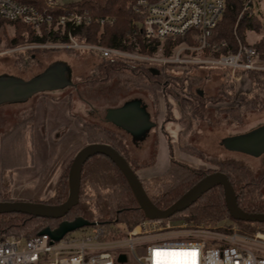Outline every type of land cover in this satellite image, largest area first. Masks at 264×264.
I'll return each instance as SVG.
<instances>
[{
    "label": "trees",
    "instance_id": "16d2710c",
    "mask_svg": "<svg viewBox=\"0 0 264 264\" xmlns=\"http://www.w3.org/2000/svg\"><path fill=\"white\" fill-rule=\"evenodd\" d=\"M15 1L31 4L37 10L49 14L51 17L50 37L56 41H67V34L70 32L72 37L79 42L119 48L126 52L134 51L137 46L136 51L138 53L148 56L154 55L160 46H162V53L165 56H170L172 49L180 42H185L187 46L197 45V41L194 39V36L199 33L197 29H192L186 35L175 39H166L162 42L156 40L145 42L141 32L143 13H137L133 10L132 4L135 0H78L57 6H47L45 0ZM244 5L245 0L224 1L222 15L207 36L208 46L203 50V56H219L228 50H235L237 38L244 42L246 30L260 31L263 28L262 23L252 13L253 4L247 9H243ZM84 10L88 11L92 18L88 25H67L64 28L57 26L58 16L62 13L66 11L83 12ZM98 19H104V23L101 25L97 21ZM7 25H12L15 28V34L8 38L5 31ZM45 26L46 24H43L40 27L41 35H38L32 25L26 24L20 19L8 21L0 18V45L3 39H7L8 48H16L35 41H44L48 36L44 32ZM222 42H226L227 45L222 46ZM251 46L259 50L263 56L264 35L258 43ZM31 51L32 49L19 51L15 54L18 55V59H22L25 53ZM72 51L93 56L98 60L97 70L94 72V76L89 79L93 84L117 77L123 81V86L127 89H144L151 93L162 92L166 98L171 96L178 99L182 107L179 120L189 118V115L203 117L208 111L206 105L209 102H224L233 98H236L242 104L246 103L248 108L264 109V70L240 71L249 78L252 91L255 92L253 98L246 100L240 94H237V96L234 94L233 84L221 85L215 94L205 95L203 91L198 89L200 83L204 80V77L200 76L204 69L199 64H192L188 69L175 70L173 69L174 63L157 65L149 61L115 56L104 58L92 51ZM45 52V50L41 51V53ZM28 55L31 58L30 60H33V54ZM54 63L56 61L51 62L43 71L32 75L30 79L43 73ZM217 70L225 75L230 72L226 68H218ZM1 75L20 78V76L10 73H1ZM235 110L237 109L235 108ZM32 121L33 117H26L16 122L11 130H8L0 138V148L2 152L4 149L6 150L3 153L6 159L4 169H13L28 164L26 135L32 127ZM82 130L86 135L88 144H108L126 158L135 172L142 167L137 160L128 154L122 138L112 130L88 122L82 124ZM247 132L231 136H238ZM180 133L184 134L185 130H181ZM166 139L170 144L169 136ZM182 148L191 155L205 160L200 152L183 146ZM170 156L167 168L163 172L149 178L140 176L146 194L158 208L165 209L169 207L207 174L213 171H221L228 176L237 196L238 205L244 211L264 213V197H256V194L264 185V164L258 171H254L241 159L219 158L212 160L216 168L203 170L179 162L172 157L171 151ZM210 160L207 158V161ZM69 168L70 165L60 175L54 195L44 203L59 205L67 200L69 195ZM78 218L86 221L88 225L98 221L100 223H120L124 228L132 229L137 223L148 217L141 209L127 178L119 167L107 156L95 154L83 164L79 201L64 217H34L24 213L0 214V238L10 235L30 238L45 229L54 230L64 221L72 222ZM224 219L233 220L239 226L240 231L246 234H252L264 227V223L261 222L233 219L229 214L223 188L220 185L214 186L203 193L184 211L176 213L170 218L161 219V221L183 220L218 223Z\"/></svg>",
    "mask_w": 264,
    "mask_h": 264
},
{
    "label": "rangeland",
    "instance_id": "374dc122",
    "mask_svg": "<svg viewBox=\"0 0 264 264\" xmlns=\"http://www.w3.org/2000/svg\"><path fill=\"white\" fill-rule=\"evenodd\" d=\"M75 1L78 0H62V3ZM252 13L262 23L263 28L260 31H245L243 43L250 45L258 43L264 35V0H254ZM44 29V32L48 34L46 40L30 42L16 47V50L8 48L7 39L1 41L0 74H15L20 76V79L27 81L32 75L43 71L53 61L66 67L69 65V68L65 71L67 83L56 87V89L38 92L23 99L20 96L25 95L26 91H19L13 97L10 96L12 93H8V91L0 94V99H7L0 106V138L8 130H11L16 122L26 117H33L32 127L26 135L27 165L4 169L6 159L3 153L6 150L4 149L2 152L0 148V201L45 202L51 198L62 172L70 165L75 154L89 143L82 130V124L85 122L110 129L122 137L129 155L138 159L144 168H147L143 170L141 167L136 173L140 174L142 178L153 177V174L146 175V172L151 173L156 162L162 165L165 161L164 157H167L166 144L164 143L166 139L160 127L163 124L161 110L163 112L165 110L161 93L155 94L137 88L127 89L123 86V81L117 77L108 81L91 83L89 79L94 76V72L97 70L98 60L93 56L74 53L72 51L74 49L61 46L64 42L52 40L47 28ZM5 31L7 38L15 34V28L12 25H7ZM40 31L41 29L35 30L38 35H41ZM178 45L182 46L186 43L180 42ZM31 49L32 51L25 53L22 59H18V55L15 54ZM42 50L46 52L41 53ZM257 51L260 62L264 66V55L262 56L259 50ZM30 53L33 54V60H30L28 55ZM171 54L173 55L172 51ZM154 56L155 58L168 57L159 50ZM192 56L203 57L199 53H193ZM152 63L166 64L161 61ZM189 66L188 64L175 63L173 69L183 70L188 69ZM203 69L200 76H203L204 80L198 89L205 95L215 94L221 85L229 84L234 85L233 91L236 96L240 94L247 100L255 95V92L252 91L251 81L243 72L235 74L229 72L225 75L217 70L218 68L203 67ZM5 95L6 97H3ZM169 101L173 107L172 113L178 119L180 113L176 106L178 102L171 98ZM239 104L236 115L234 112L218 111L228 105L237 106L238 103L234 99H227L224 104L210 105L209 118L203 120L200 126L196 120L192 119L191 127L187 128V133L184 134L179 131L190 125L189 119L166 123L165 128L170 143L177 150H179V145L188 142L204 156L208 164L195 156L176 151V149L175 156L183 158L184 162L191 163L189 166L197 169H214L216 166L215 164L211 165L212 160L235 158L241 159L249 168L258 171L264 164V154L260 156L249 154L244 150L246 146L237 140H229L228 145L223 144L224 140L232 137L231 135L247 132L264 124V109L256 110L248 108L246 103ZM214 107L218 112H214L212 109ZM226 109L224 108V110ZM142 112H145L144 115ZM111 115L119 120H124L133 128L121 127L118 122L110 118ZM206 158L212 160L207 161ZM192 160L196 162L192 163ZM7 162L10 163L9 160ZM256 197H264V185ZM180 221L182 220H171V224L176 225ZM192 223L213 226L234 224L235 222L231 219H224L218 223L204 221ZM78 231L79 228L71 232ZM121 253L128 257L126 264H137L129 250H122ZM138 253H140V249H138Z\"/></svg>",
    "mask_w": 264,
    "mask_h": 264
},
{
    "label": "built area",
    "instance_id": "2783aa9c",
    "mask_svg": "<svg viewBox=\"0 0 264 264\" xmlns=\"http://www.w3.org/2000/svg\"><path fill=\"white\" fill-rule=\"evenodd\" d=\"M225 0H137L133 10L143 13L142 37L145 42L175 39L197 29L194 36L196 46H175L173 55L162 58L142 55L135 50L126 52L119 48L100 44L79 42L68 32V40L61 46L92 51L100 57H121L149 62L199 64L208 68H226L232 74L244 70H264L258 51L250 44L237 38L235 50H228L219 56L194 57L202 55L208 46L207 36L220 19ZM254 0H245L247 9ZM47 6L61 5L62 0H45ZM0 18L22 20L39 30L46 24L51 30V17L45 11L37 10L28 3L15 0H0ZM92 18L88 11H66L58 16L57 26L88 25ZM101 25L104 19L97 20ZM137 45V43H136ZM222 42V46H226ZM37 46V45H33ZM16 50V48L14 49ZM162 51V46L158 48ZM129 250L137 264H171L173 257L156 256L155 253L180 252L188 255L181 257L183 264H264V227L252 234L241 232L236 223L213 226L180 221L146 218L132 229L120 223H100L79 228L76 233L67 232L58 241L51 240L48 234H38L25 238L10 235L0 238V264H126ZM140 249V253H138ZM120 252V253H119ZM195 254L194 256L191 254ZM125 259L119 261L118 257Z\"/></svg>",
    "mask_w": 264,
    "mask_h": 264
},
{
    "label": "water",
    "instance_id": "95a60500",
    "mask_svg": "<svg viewBox=\"0 0 264 264\" xmlns=\"http://www.w3.org/2000/svg\"><path fill=\"white\" fill-rule=\"evenodd\" d=\"M68 67L54 63L43 73L29 79L22 80L20 78L1 75L0 76V94L8 91L10 95H16L19 91H26V94L20 98L31 97L38 92L56 89L62 84H66L65 77H62L59 71H67ZM53 83V84H49ZM3 97H6L3 96ZM7 99H0L2 104ZM114 111V110H113ZM112 112L110 111V114ZM114 116V115H111ZM118 124L119 120L117 119ZM229 140H237L243 143L246 148L244 149L249 154L260 156L264 154V125L249 131L247 133L232 136L223 141V144L228 145ZM95 154H103L110 158L123 172L127 178L130 187L141 207L144 214L152 219H166L170 218L176 213L184 211L192 203H194L203 193L208 191L214 186L220 185L223 188L225 201L229 210L230 216L235 220L242 221H255L264 223V213H251L244 211L237 202V196L228 176L221 171H213L199 180L192 186L185 194H183L177 201L165 209L158 208L146 194L140 177L130 167L127 160L112 146L104 143H90L83 146L73 157L68 172L69 181V195L67 200L59 205H51L44 202H33L25 200H4L0 201V214L4 213H24L34 217L45 218H61L64 217L69 210L75 206L79 201V189L81 183L82 167L84 162ZM88 223L82 219H75L72 222H62L54 229H45L39 234H48L53 241H58L67 232L76 230ZM125 259L124 255L118 257L119 261Z\"/></svg>",
    "mask_w": 264,
    "mask_h": 264
},
{
    "label": "flooded vegetation",
    "instance_id": "af4514ba",
    "mask_svg": "<svg viewBox=\"0 0 264 264\" xmlns=\"http://www.w3.org/2000/svg\"><path fill=\"white\" fill-rule=\"evenodd\" d=\"M59 73H61V75H62V77H65V74H66V72L65 71H59ZM161 93V96H162V98H163V101H164V104H165V110H164V112L161 110V114H162V116H163V120H162V122H163V124H161V130H163V132H164V135H165V139H166V137L168 136V132H167V130H166V128H165V126H166V123H168V122H171V121H174V120H177V121H184V120H186V119H189L190 121V125H188L187 127H184L183 129L185 130V133H187V131H186V129L187 128H189V127H191V120L192 119H194V120H196V122L199 124L198 126H200V124H201V122H203V120H207L208 118H209V113H210V105L211 106H216V105H218L219 103H222V104H224L226 101H220V102H217V103H211V102H209L207 105H206V107L208 108V111H207V113H206V115H204L203 117H193V116H191V115H189V118L188 117H186L184 120H179V117L181 116V113H182V110H181V105H180V103H179V100L178 99H175V98H173V97H171V96H169V97H165L164 96V94L162 93V92H160ZM156 94V93H155ZM158 94V93H157ZM212 95V94H211ZM236 97V96H235ZM169 98H171V99H174V101H177L178 102V104L176 105L177 106V109L179 110V117H178V119H176L175 117H174V114L172 113V110H173V107H172V105L169 103L170 101H169ZM234 99V101H236L237 103H238V105L237 106H225V107H222V108H220V109H218V111L219 112H225V111H229V112H234L235 113V115H236V113H238L237 112V110L239 109V106H240V102L236 99V98H233ZM224 108L226 109V110H224ZM235 108L237 109V110H235ZM213 110H214V112L216 113V112H218L217 111V109H216V107H214V108H212ZM212 110V111H213ZM144 113L145 112H142V115H144ZM170 114H171V116H170ZM110 118L113 120V121H117V119L118 118H116V117H113V116H110ZM119 120V119H118ZM122 120V119H121ZM119 120V125H121V127H123V128H125V129H130V127L131 128H133L132 126H130V125H128V124H126L127 122H124V120ZM212 121V120H211ZM210 121V123H212ZM262 125H264V124H262ZM261 125V126H262ZM183 129H181V130H183ZM180 130V131H181ZM179 131V132H180ZM161 134V133H160ZM235 135H237V134H235ZM122 138V137H121ZM165 139H164V141H165ZM122 140H123V138H122ZM124 141V140H123ZM125 143V142H124ZM165 144H166V150H167V156H168V162H169V159H170V151H171V154H172V157L174 158V159H176V160H178L179 162H182V163H185V164H188V163H186V162H184L183 161V158H178L177 156H175V149H176V151H180V152H182V153H184V154H188V155H190V156H194V155H191L190 153H188L187 151H185L183 148H182V146L183 147H187V148H189V149H193V150H196L195 148H193L192 146H190V144H188V142H187V144H181V145H179L178 146V149L179 150H177V148H175V146L173 145V144H169L168 142H167V139H166V141H165ZM125 145H126V143H125ZM126 148H127V146H126ZM198 152V151H197ZM178 153V152H177ZM129 154V153H128ZM201 154V153H200ZM202 155V154H201ZM131 156V155H130ZM124 157V156H123ZM132 157V156H131ZM196 158H198L197 156H195ZM125 158V157H124ZM132 158H134V157H132ZM126 159V158H125ZM135 160H137L138 161V159H136V158H134ZM200 159V158H199ZM207 159V158H206ZM209 159H211V158H209ZM201 160H203V159H201ZM212 160V159H211ZM204 162H206L205 160H203ZM139 162V161H138ZM140 163V162H139ZM207 164H208V162H206ZM141 164V163H140ZM214 165V163L212 162L211 163V165ZM142 165V168L141 169H144V166H143V164H141ZM168 165V164H167ZM189 165V164H188ZM153 166H154V163H153ZM216 166V165H215ZM146 168V167H145ZM215 168V167H214ZM147 169V168H146ZM140 170V169H139ZM259 170V169H258ZM138 171V170H137ZM139 176V175H138ZM155 176V175H154ZM140 177V176H139Z\"/></svg>",
    "mask_w": 264,
    "mask_h": 264
},
{
    "label": "crops",
    "instance_id": "0c3cea01",
    "mask_svg": "<svg viewBox=\"0 0 264 264\" xmlns=\"http://www.w3.org/2000/svg\"><path fill=\"white\" fill-rule=\"evenodd\" d=\"M165 143V142H164ZM164 163L162 164V165H160V163L158 164L157 162H156V165L152 168V172L150 173L149 171H147L146 172V175L147 174H153L152 176H154V175H157V174H159V173H161V172H163L166 168H167V164H168V156L167 157H164ZM184 161V160H183ZM192 163L193 162H196V161H194V160H192L191 161ZM188 164H191V163H188ZM198 164V163H197ZM145 170H146V168H144ZM143 169V170H144ZM143 170H142V172H143ZM140 172V171H139ZM139 176H141L140 174H139Z\"/></svg>",
    "mask_w": 264,
    "mask_h": 264
},
{
    "label": "snow or ice",
    "instance_id": "6c2138e0",
    "mask_svg": "<svg viewBox=\"0 0 264 264\" xmlns=\"http://www.w3.org/2000/svg\"><path fill=\"white\" fill-rule=\"evenodd\" d=\"M156 256L160 255H167L169 257H173L174 259L171 261V264H183V262L180 260L181 257H184L188 255L187 253H180V252H171V253H155ZM191 255H195L194 253ZM194 264V261H193Z\"/></svg>",
    "mask_w": 264,
    "mask_h": 264
}]
</instances>
